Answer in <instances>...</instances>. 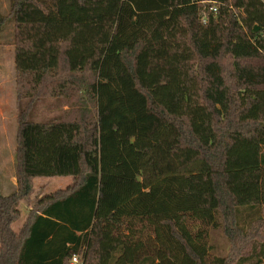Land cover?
I'll return each mask as SVG.
<instances>
[{
    "label": "trees",
    "instance_id": "trees-1",
    "mask_svg": "<svg viewBox=\"0 0 264 264\" xmlns=\"http://www.w3.org/2000/svg\"><path fill=\"white\" fill-rule=\"evenodd\" d=\"M10 18L0 264H264V0H12ZM61 176L15 230L35 178Z\"/></svg>",
    "mask_w": 264,
    "mask_h": 264
},
{
    "label": "rangeland",
    "instance_id": "rangeland-1",
    "mask_svg": "<svg viewBox=\"0 0 264 264\" xmlns=\"http://www.w3.org/2000/svg\"><path fill=\"white\" fill-rule=\"evenodd\" d=\"M12 0H0V14L6 16L0 26V179L11 190V180L16 171V133H17V102L15 97V45L13 38L14 21L10 18ZM52 99L38 102L33 109V119L43 120L52 117ZM61 177H38L34 181V191H51L55 179ZM5 192V189L3 188ZM211 243L215 246V253L226 255L230 250L229 239L222 230L211 233ZM80 261V260H79Z\"/></svg>",
    "mask_w": 264,
    "mask_h": 264
},
{
    "label": "crops",
    "instance_id": "crops-1",
    "mask_svg": "<svg viewBox=\"0 0 264 264\" xmlns=\"http://www.w3.org/2000/svg\"><path fill=\"white\" fill-rule=\"evenodd\" d=\"M15 81H16V78H15ZM62 180L63 181H61V179H58V180L55 179L54 181L57 182V184H54V188L51 191H45V192H41V193H40V191H39V193H38V191H34L32 193V195H30L29 197L23 198L21 200V203H20L21 216L13 224V227H14L15 230L18 231V230H20L23 227V225H24L25 221L28 219L30 211L33 209L34 203H35V201H36V199L38 197H41V196H43L45 194L54 192V191L59 190V189H64V188L70 186L72 184V182H73V179L70 176L67 177L66 179L64 178ZM2 188L5 189V192L3 191L5 194H8V193H11V192L15 191L17 189V180H16L15 175L13 176V179L11 180V188L12 189L8 190V188H7V190H6V185L4 184V182H3V187Z\"/></svg>",
    "mask_w": 264,
    "mask_h": 264
},
{
    "label": "built area",
    "instance_id": "built-area-1",
    "mask_svg": "<svg viewBox=\"0 0 264 264\" xmlns=\"http://www.w3.org/2000/svg\"><path fill=\"white\" fill-rule=\"evenodd\" d=\"M212 9H214V10H216L217 8H216V6L215 7H212ZM79 263V258H78V256H74L73 258H72V260H71V264H78Z\"/></svg>",
    "mask_w": 264,
    "mask_h": 264
}]
</instances>
